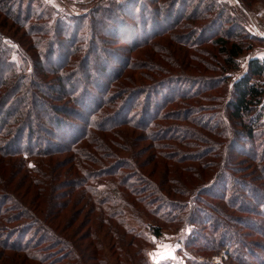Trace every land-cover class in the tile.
Returning a JSON list of instances; mask_svg holds the SVG:
<instances>
[{
    "label": "rangeland",
    "instance_id": "374dc122",
    "mask_svg": "<svg viewBox=\"0 0 264 264\" xmlns=\"http://www.w3.org/2000/svg\"><path fill=\"white\" fill-rule=\"evenodd\" d=\"M7 1L18 7L19 0ZM38 1L40 4L34 3L33 6L34 22L37 17L45 16L43 20L61 18L64 22L75 23L73 15H87L99 3L124 0ZM145 1L149 8L156 9L159 5L153 4L152 0ZM211 1L216 3L217 13L209 17L217 18L218 12L224 10V16L239 23L240 31L250 37L243 39L249 41L253 49L238 58V69H231L225 63L212 40L202 44L196 39L186 46L182 36L177 37L181 33L191 34L194 25L200 28L207 23L204 19L194 20L193 23L187 21L182 28L164 35L160 32L167 28L169 20L154 33L140 35L138 42H132L131 37L113 40L104 37L109 41L102 45L107 54L95 55V67L101 69L104 63L102 57H105L114 70L100 75L101 81H104L102 85L110 91L104 95L103 90L98 100L124 88L145 90L134 95L125 106L123 115L130 125L111 126L103 132L93 131L89 119L98 112V103L89 100L93 93L101 91L96 88V83L83 93L80 89L82 81L73 80L70 84L73 93L63 97L64 94L52 90L58 88L56 77L40 64L32 68L28 62L32 79L45 80L39 103L35 109L32 108L34 104L31 106L32 117L28 119L29 125L39 127L42 139L27 145L28 150L15 153L14 158H6L0 149V181L13 188L18 196L20 191H28L27 197L22 199L28 207L32 205L36 208L31 200L36 195L41 196V187L38 185L28 190L31 177L47 181L54 174L52 183L60 190L52 195L54 198L58 196V207L65 209L64 217L57 222L58 225L63 224L60 233L68 245L55 241L59 249L43 253H62L61 260L68 255L61 264H264V210L252 206L254 202L264 203V195H257L259 190L256 186L261 188L262 181L257 179L259 174L255 171L262 162L260 156L264 150V137L257 140L255 151L259 154L258 160L253 161L249 156L236 153L237 145L247 152H250L251 145L244 147V140L237 134L242 129L229 119L228 109L233 85L247 73L249 62L253 59L264 61V0L252 1L249 7L244 0ZM27 2L29 0L23 1V8ZM178 8L188 13L197 10V7ZM204 8L200 10L204 11ZM205 15L206 12L203 17ZM5 18L0 12V35L10 48L11 57L20 60L15 52L22 49L19 45L20 40H24V31ZM133 21L137 23L136 18ZM227 26L224 23L223 30ZM205 36H210V33ZM90 66L84 71L92 77ZM115 73H120L121 77H114ZM261 81L264 82V79ZM155 96L158 105L152 106L148 112L153 122L149 130L140 129L141 118L149 110V103H155ZM79 98L86 99L89 105L81 103ZM134 98L137 100L134 101ZM121 101L115 105L107 104L102 111L106 115L115 112L121 104H125ZM163 103L165 105L161 106ZM57 107L67 113H58L55 111ZM52 113L74 123L81 118L77 126L83 130L78 128V137L82 133L85 138L87 131H93L107 140L110 150L104 152L110 158L107 156L97 162L103 166L132 164L130 169L119 170L118 177L97 176L88 181L83 178L85 187L74 189V178L69 172L72 169L71 156L67 153L58 156L55 151L57 147L61 151L66 144L73 145L72 140L69 137L65 139L62 129L55 128L54 123L46 120ZM38 117H41L40 120ZM37 146H48L46 150L53 153L51 159L59 163L56 171L53 168L55 173L48 169L50 157L41 156L43 152ZM120 176L131 188L127 184H119ZM0 186L3 187V184L0 183ZM68 195H71L70 198ZM88 198L106 199V203L99 209L94 207L92 211ZM248 201L251 203L248 204ZM0 204L2 208V198ZM8 206L3 209L17 206L16 200ZM257 210L261 213H256ZM6 214L11 216L15 211ZM23 222L25 225L26 221ZM241 223L251 225L244 227ZM22 224L15 222L6 226ZM38 228L34 226L27 238H34ZM157 229L160 236L155 233ZM243 247L245 251L241 249ZM0 254H3L0 264L5 263L4 259L9 264L20 261L18 254L11 251L0 249Z\"/></svg>",
    "mask_w": 264,
    "mask_h": 264
},
{
    "label": "trees",
    "instance_id": "16d2710c",
    "mask_svg": "<svg viewBox=\"0 0 264 264\" xmlns=\"http://www.w3.org/2000/svg\"><path fill=\"white\" fill-rule=\"evenodd\" d=\"M23 1L25 0H19L18 7H15L7 0H0V12L20 30L22 29L24 31L22 36L24 40H20L19 45L22 49L15 52L18 54L20 60H15L11 57L10 52H8L10 48L4 43L3 37L0 35V149L5 153L6 158H14L15 153L28 150L27 145L38 143L42 139L40 138L42 133L39 127L37 125H29L28 119L30 116L32 117L31 106L34 104L32 108L35 109L39 103L41 92L45 88V80L43 78L32 79V75L28 70V62L32 68H37L38 64H40L45 71L52 73L58 83V88L52 90L64 94L63 97L69 95V93H73L70 87L73 80L80 79L82 81L80 89H82L83 93L87 92L93 83H96V88L101 89V91L99 90L100 93L97 92V94L91 93L92 97L89 101H96L98 103L96 106V111L98 112H95L96 115L89 119V125L93 131L96 129L103 132L111 126L130 125L127 122L128 119L123 115L125 106L132 101L134 95L145 92L144 89L142 90L140 88H124L115 94L107 95L104 99L98 100L103 90H105L104 95L105 92L108 93L110 91L109 88H104L105 85H102L104 81H101L100 75H106L108 71L113 69V66L111 67L105 57H102L104 62L102 68L95 67L97 56L104 55V53L105 55L107 54L102 48V45L104 42L109 43V41H106L104 37L106 39L110 38L111 40H113L112 38L129 39L131 37L132 42H138L140 35L155 32L158 28L162 27L164 22L169 20L170 24L166 29L161 30L160 33L165 35L169 31L182 28L183 24L187 21L193 23L194 20L204 19L207 23L200 28L194 25L191 34L181 33L177 37L182 36L181 39L185 42L186 46L196 39L202 44H207L212 40V44L219 48V52L223 55L225 63L231 69H238V58L246 51L253 49L250 42H246L247 40L243 39H250L249 35L247 33L243 34L240 31L239 23H235L229 17L224 16V10L218 12L219 15H217V18L209 17L213 13H217L215 11L216 3L211 0H152L153 4L158 5L159 3L156 9L149 8L145 0L103 2L95 6L87 15H73L75 23L64 22L61 18H53L50 21L43 20L45 16H42L43 18H40V16L37 17L38 20L34 22L33 6L34 3L39 5L40 2L38 0H29L26 7L23 8ZM142 1H145L147 4ZM252 1L255 0H244V3L249 7ZM178 7L181 9L197 7V10L194 9L193 12L189 13L187 10L181 12ZM201 7H205V10L201 11ZM49 10L53 9L49 8ZM205 12L206 15L203 17V13ZM173 17L176 18L174 19ZM133 18H136L137 23H134ZM41 20L45 22L40 23L39 21ZM224 23H227L229 26L223 30L222 26ZM205 33H210V36L206 37ZM27 46L28 48H26ZM95 55L97 56L95 57ZM199 61L202 62V59ZM89 66L92 69V73H90L92 77L84 71ZM67 69L69 70L68 72L66 71ZM116 76L117 78L121 77L120 73H115L114 77ZM81 78L88 79L84 81ZM261 79H264V61L253 59L249 62L247 73L234 83L232 101L228 103L229 119L239 127L238 129H242L237 134L244 140V147H248L246 146L247 144L251 145L249 147L251 149L250 152L243 150L242 146L240 148L239 145H237L235 151L241 155L251 157L253 161L258 160L259 156L258 152L255 151L257 140L264 137V132H262L264 131V82ZM104 95L102 96L104 97ZM148 97L150 98V95ZM79 99L81 103L89 105L86 99ZM79 99H77V102ZM136 100L137 98H134V101ZM118 101H125V104H121L117 109L118 111L116 110L107 115L104 114L105 112L102 110L107 104L115 105ZM153 101L155 103H149L148 111L145 108L147 112L141 118L142 124L139 125L140 129L145 128L149 130L148 128L153 122L148 112H150L152 106L158 105L157 96L153 98ZM163 105L165 103L161 104V106ZM45 106L48 105L46 104ZM56 110L58 113H67L62 108L57 107L55 108ZM40 118L38 117V120ZM46 120L50 124L54 123L53 126L55 128H61L64 133H62V136H66L65 139L69 137L72 140L73 145L66 144L65 149L60 151V147H57L55 151L58 156L62 153L70 154L72 162L70 166H72V169L69 172L72 173V177L74 178V189L78 190V188L83 189L85 187L83 186V178H86L88 181L97 176H105L107 178L118 177L119 170L123 168L129 170L132 166V164L118 163L109 165V167L108 164L103 166L100 162H97V160H104L102 158H106L109 155L104 151H108L110 148L107 146V140L101 139L102 136L96 135L93 131H87L85 138H83L85 134L82 133L79 137L77 136V131L79 129L83 130L77 126V123L81 122V118H78L74 123L67 118L63 119L58 114L52 113ZM109 121L112 122L108 123ZM38 125L41 126L40 121ZM37 147H39L40 152L46 153H41V156L45 158L50 157L48 165L49 171H56L59 163L51 159L53 153L46 150L48 146ZM260 158L262 162H260V166L256 167L255 171L259 174L257 179L262 181V189L259 186H256V189L259 190L257 195L259 196L261 194L263 196L264 150ZM42 176L45 177L44 175ZM31 179L32 182L29 184L28 190L38 185L41 187V196L36 195L31 200V203L37 205L36 208L32 205L31 208L28 207L27 203L23 201L27 197L28 191H20L18 196L12 191L13 188L4 185L5 183L0 181L3 184V187L0 186V198L3 199L2 208L0 204V249L18 254L20 261L14 264H61L62 260H65L68 255L61 260L62 253L57 255L43 253L44 251L58 250L59 244L55 241L68 245L67 240H64L60 233V227L63 224L61 222L58 225L57 222L60 218L64 217L63 211L65 209L58 207L59 205L56 202L58 196L55 195L54 198V195H52L56 190L59 191L60 188L52 183L55 179L54 174L53 178L49 176L47 181L34 177H31ZM118 179L120 185L125 186L127 184L124 177L120 176ZM127 187L131 188V185L127 184ZM249 195L254 196L253 194ZM68 196L70 198L71 195ZM97 199L93 200L92 198H88L92 211L94 207L99 209L106 203V199ZM14 200H16L17 206L3 209L8 205L11 206V202ZM159 201L163 200L159 199ZM250 203L251 201H248V204ZM252 206L255 209L264 210V203L261 201L254 202ZM13 211H15L14 215L6 216L7 212L13 213ZM256 213L261 212L257 210ZM153 214L156 215L154 212ZM253 214L255 215V213ZM23 221H26L25 225ZM249 221L255 223L254 220ZM15 222L23 223L22 225L24 226H6ZM3 223L5 224L2 225ZM241 224L244 227L251 225L248 223ZM255 225H258V223L256 222ZM29 226H32V228H29ZM34 226H39L37 235L34 238H27ZM254 229L257 231V227H254ZM16 233L18 234L15 237L14 235ZM155 233L157 236L161 235L158 229L155 230ZM241 249L245 251L244 247ZM0 255V259H3V254ZM12 260L16 261L14 259ZM2 261L5 262L4 264H9L5 259Z\"/></svg>",
    "mask_w": 264,
    "mask_h": 264
}]
</instances>
